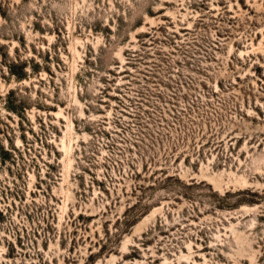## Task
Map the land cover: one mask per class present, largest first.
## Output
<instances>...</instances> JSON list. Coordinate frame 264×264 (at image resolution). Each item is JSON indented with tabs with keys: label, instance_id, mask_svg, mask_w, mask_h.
Instances as JSON below:
<instances>
[{
	"label": "rangeland",
	"instance_id": "374dc122",
	"mask_svg": "<svg viewBox=\"0 0 264 264\" xmlns=\"http://www.w3.org/2000/svg\"><path fill=\"white\" fill-rule=\"evenodd\" d=\"M0 145V264H264V0H0Z\"/></svg>",
	"mask_w": 264,
	"mask_h": 264
},
{
	"label": "trees",
	"instance_id": "16d2710c",
	"mask_svg": "<svg viewBox=\"0 0 264 264\" xmlns=\"http://www.w3.org/2000/svg\"><path fill=\"white\" fill-rule=\"evenodd\" d=\"M25 68L26 66H19L13 62L7 65L10 77L15 78L17 81H22L27 78ZM15 95L16 91L14 90H11L7 93L5 108L10 112L18 114L19 116H24L26 112V105L23 102H18L15 99ZM21 119L24 120L23 117H21ZM0 150V161L4 164H6L7 161H11L14 164L15 160L13 158V152H11L9 149H5L2 145H0ZM15 150L16 149H14V151Z\"/></svg>",
	"mask_w": 264,
	"mask_h": 264
}]
</instances>
